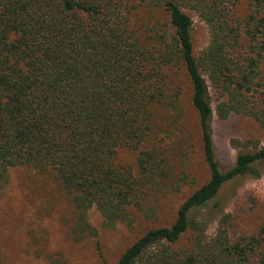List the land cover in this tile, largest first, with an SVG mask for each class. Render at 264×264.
<instances>
[{
    "label": "trees",
    "instance_id": "1",
    "mask_svg": "<svg viewBox=\"0 0 264 264\" xmlns=\"http://www.w3.org/2000/svg\"><path fill=\"white\" fill-rule=\"evenodd\" d=\"M240 2L249 8L244 16L236 13ZM142 8L166 18L152 21L148 11L152 23H139ZM190 13L209 31L198 56ZM181 68L208 177L169 225L146 229L110 264H264V224L235 236L222 214L208 233L201 214L226 182L259 175L264 162V146L232 138L244 149L220 166L209 91L220 119L249 115L264 130V0H0V181L16 166L51 175L69 195L81 239L96 236L92 207L105 228L130 223L129 208L169 186L172 167L160 139L138 151L134 166L117 153L147 140L154 112L178 111L180 90L167 84V71Z\"/></svg>",
    "mask_w": 264,
    "mask_h": 264
},
{
    "label": "rangeland",
    "instance_id": "2",
    "mask_svg": "<svg viewBox=\"0 0 264 264\" xmlns=\"http://www.w3.org/2000/svg\"><path fill=\"white\" fill-rule=\"evenodd\" d=\"M137 10L139 23L161 20L162 11ZM236 13H249L246 2L236 6ZM192 41L195 56L209 42L207 25L195 13ZM207 83L208 78L205 76ZM168 85L179 89L178 111L155 114V124L147 140L138 149H121L117 161L134 166L139 150L149 148L157 139L168 155L172 167L169 186L149 192L142 208L130 207V223L119 222L112 228L102 226L99 211L92 207L87 220L96 229V236L76 235L75 211L69 195L56 180L27 166L11 167L6 179L0 181V264H110L146 229L169 225L179 204L208 177L202 155L200 130L196 110L190 103L191 85L184 68L167 71ZM210 100L214 111L211 130L215 152L223 169L233 164L238 151L232 138L249 139V149L264 146V130L249 115L230 113L220 119L216 112V95L210 86ZM169 93V92H168ZM259 175L244 174L226 182L218 196L201 212L207 215V232L215 230L217 218L225 215L232 235L254 234L264 224V162L256 165ZM187 182L180 181L182 173ZM178 182L179 186L174 183ZM99 245L101 257L96 250Z\"/></svg>",
    "mask_w": 264,
    "mask_h": 264
}]
</instances>
